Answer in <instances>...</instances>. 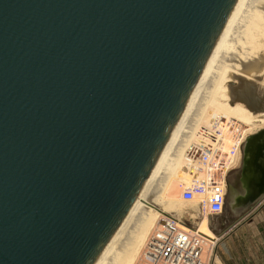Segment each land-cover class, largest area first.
Returning <instances> with one entry per match:
<instances>
[{
  "label": "water",
  "instance_id": "95a60500",
  "mask_svg": "<svg viewBox=\"0 0 264 264\" xmlns=\"http://www.w3.org/2000/svg\"><path fill=\"white\" fill-rule=\"evenodd\" d=\"M236 0H0V264H98Z\"/></svg>",
  "mask_w": 264,
  "mask_h": 264
},
{
  "label": "bare ground",
  "instance_id": "6f19581e",
  "mask_svg": "<svg viewBox=\"0 0 264 264\" xmlns=\"http://www.w3.org/2000/svg\"><path fill=\"white\" fill-rule=\"evenodd\" d=\"M262 85L264 0H236L153 169L98 264H137L161 218L170 214L184 217L180 209L184 202H196V215L200 216L197 226L213 235L208 226L211 213L206 176L200 173L193 179L185 168L184 154L199 139V131L213 127L215 122L218 126L225 120L220 128L228 151L233 139L242 135L240 150L234 155L230 153L229 158L235 165L233 168L240 166L246 195L249 197L256 190L257 199L264 195ZM188 184L197 190L191 201H184L182 191ZM229 184V206L241 211L244 208L238 206L239 193ZM216 261L221 264L218 258Z\"/></svg>",
  "mask_w": 264,
  "mask_h": 264
},
{
  "label": "built area",
  "instance_id": "2783aa9c",
  "mask_svg": "<svg viewBox=\"0 0 264 264\" xmlns=\"http://www.w3.org/2000/svg\"><path fill=\"white\" fill-rule=\"evenodd\" d=\"M216 123L199 131V139L184 154L185 168L193 179L200 173L206 176L210 215H220L225 210L228 173L235 166L229 155L240 150L242 144L240 135L233 139L230 151L226 150L220 124L216 126ZM196 190V187L186 185L182 200L191 201ZM196 216L199 220L200 216ZM208 226L213 232L210 222ZM219 239L214 232L211 236L202 232L197 222L190 223L186 216L165 215L148 237L137 264H217Z\"/></svg>",
  "mask_w": 264,
  "mask_h": 264
},
{
  "label": "crops",
  "instance_id": "0c3cea01",
  "mask_svg": "<svg viewBox=\"0 0 264 264\" xmlns=\"http://www.w3.org/2000/svg\"><path fill=\"white\" fill-rule=\"evenodd\" d=\"M256 191L252 198L259 203L247 228L242 226L234 232L231 242L223 241L217 245L221 251H217L221 264H264V195L258 200Z\"/></svg>",
  "mask_w": 264,
  "mask_h": 264
},
{
  "label": "rangeland",
  "instance_id": "374dc122",
  "mask_svg": "<svg viewBox=\"0 0 264 264\" xmlns=\"http://www.w3.org/2000/svg\"><path fill=\"white\" fill-rule=\"evenodd\" d=\"M262 86L264 87V85H262ZM239 167H240L239 165H236V168H233L232 170L229 171L228 176L233 171H236L237 168L239 169ZM240 178L241 177H240L239 173L235 174L233 176L234 180L231 179V183L234 184V186L236 185L235 188L237 189L238 192H240L242 194V193H245V190H244V187L241 183ZM244 203H245V199L242 198V196L240 195L238 198V206H241L243 208H245L246 205H249V204H250V206L246 207L244 210L241 209V211H236L237 209L234 211L233 209H231V207L229 206L228 187H227V195H226V199H225V210H224L223 214L210 215V218H209V222L211 224V228H212L213 232L215 233L216 236H218L220 238L219 243H221L223 241L231 242V240H233L234 232H236L242 226H246V228H247V225L251 221V217H252L251 214L254 211V209L256 208V204H258L259 202L257 203V200L255 201V200L247 199V202L245 204ZM195 205H196V202H193V203L189 202L186 204L184 202V203H181V205H180V209L183 211L182 216H186L188 218L189 222L192 224H194L195 222L198 221L196 219V217H197L196 213L197 212H196ZM182 206L184 207V209L182 208ZM189 215H191V217H189ZM175 217H177V216H175ZM230 245H231V243L229 244V246ZM218 250H219V252H221L220 249H217V251ZM217 264H219V263L217 262Z\"/></svg>",
  "mask_w": 264,
  "mask_h": 264
},
{
  "label": "flooded vegetation",
  "instance_id": "af4514ba",
  "mask_svg": "<svg viewBox=\"0 0 264 264\" xmlns=\"http://www.w3.org/2000/svg\"><path fill=\"white\" fill-rule=\"evenodd\" d=\"M237 173H239V175H240V172H239V169H237L236 171H233L230 175L232 176V177H230V175L228 176V183H227V187H228V192H229V186H230V184L229 183H231V179H233V176L235 175V174H237ZM233 174V175H232ZM232 184V183H231ZM233 186H234V184H232ZM234 188H235V186H234ZM236 189V188H235ZM244 190H245V188H244ZM236 191H237V189H236ZM239 193V196L241 195L242 196V198H244L245 199V203L247 202V199H250L251 200V198H252V196H253V194L252 195H249V197L246 195L247 194V192H246V190H245V193H240V192H238ZM244 203V204H245ZM243 205V204H242ZM248 206H250V204L249 205H246V207H248ZM245 207V208H246ZM244 208V209H245ZM243 209V210H244Z\"/></svg>",
  "mask_w": 264,
  "mask_h": 264
}]
</instances>
